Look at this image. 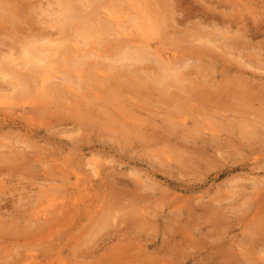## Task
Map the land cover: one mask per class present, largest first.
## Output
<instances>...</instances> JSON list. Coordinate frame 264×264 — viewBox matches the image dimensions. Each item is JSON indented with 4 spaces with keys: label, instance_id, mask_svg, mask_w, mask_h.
Wrapping results in <instances>:
<instances>
[{
    "label": "rangeland",
    "instance_id": "obj_1",
    "mask_svg": "<svg viewBox=\"0 0 264 264\" xmlns=\"http://www.w3.org/2000/svg\"><path fill=\"white\" fill-rule=\"evenodd\" d=\"M66 1H0V264L264 263V0ZM108 10L129 36L88 35Z\"/></svg>",
    "mask_w": 264,
    "mask_h": 264
},
{
    "label": "bare ground",
    "instance_id": "obj_2",
    "mask_svg": "<svg viewBox=\"0 0 264 264\" xmlns=\"http://www.w3.org/2000/svg\"><path fill=\"white\" fill-rule=\"evenodd\" d=\"M1 1V0H0ZM93 3H95V4H97V2L99 1V2H101V1H104V0H91ZM108 1H112V0H108ZM7 2V1H6ZM106 2V1H105ZM135 2V1H134ZM210 2V1H209ZM211 2H213V1H211ZM210 2V3H211ZM1 3V2H0ZM10 3V6H11V2H9ZM110 5H111V3L110 2H108ZM5 4V3H4ZM7 4V3H6ZM213 4V3H212ZM64 5H65V7H66V9H65V12H66V14H68L67 16H68V20H69V22H72L77 16V14L76 13H74L75 11L73 10V8L71 7V5L70 4H68V2L66 1V0H64ZM9 6V5H8ZM10 6L8 7V8H6V5H5V7L4 6H2V8L3 9H1L0 8V13L2 14V15H4V13L5 12H8V11H10L11 12V9H10ZM135 6V5H134ZM12 7V6H11ZM174 7V6H173ZM212 7H213V5H212ZM13 8V7H12ZM216 8V7H215ZM9 12V13H10ZM13 12V11H12ZM73 12V13H72ZM170 12H172V10L170 11ZM119 12H115V13H111L109 10L107 11V12H104V15H103V17L104 18H106V19H99L98 20V25L97 24H93V25H97V27H92V30H90L88 33V35H90L91 36V34L92 33H95V36H97V35H100V34H102V35H104V36H111V35H115V36H122V37H124V35L125 36H129L130 35V33H129V29H128V27H126V26H124L125 25V22H126V19L124 20L123 18H124V16H125V12L123 11V12H121V15L120 14H118ZM169 13V12H168ZM75 14V15H74ZM93 14V13H92ZM91 14V15H92ZM231 14H229V16H230ZM6 17H7V15H5ZM67 16H65V17H67ZM167 16V15H166ZM226 16V15H225ZM228 16V15H227ZM228 16V17H229ZM253 16V15H252ZM257 16V15H256ZM234 17H235V15H234ZM4 18V17H3ZM127 18V17H126ZM222 18V17H221ZM225 18V17H224ZM231 18V17H230ZM233 18V17H232ZM173 19V18H172ZM236 19V18H235ZM161 20H163V19H161ZM170 20V19H169ZM226 20V19H225ZM224 21V20H223ZM96 22H97V20H96ZM95 23V22H94ZM218 23V22H217ZM218 24H220V23H218ZM225 24V23H224ZM236 24V23H235ZM68 25H70V24H68ZM222 26V25H221ZM229 26V25H228ZM231 26H233L232 24H231ZM224 27V26H223ZM222 27V28H223ZM227 27V26H226ZM234 27V26H233ZM90 28V27H89ZM136 28H138V27H136ZM148 28H149V30L150 31H152L153 30V25L151 24L150 26H148ZM240 29V28H239ZM239 29H236V31L237 30H239ZM231 30V29H230ZM230 30H227V31H230ZM226 31V32H227ZM232 31V30H231ZM217 32V31H216ZM225 32V33H226ZM214 33V32H213ZM224 33V32H223ZM239 33H241V32H239ZM238 33V34H239ZM231 34H234V32L232 33L231 32ZM238 34H236V35H238ZM243 34V33H242ZM88 35H86V36H88ZM102 35H100V36H102ZM213 35V34H212ZM244 35V34H243ZM241 36V35H239V37H238V39L239 38H241V37H244V36ZM94 36V37H95ZM236 37V38H237ZM235 39V38H234ZM237 39V40H238ZM100 41V40H99ZM207 42L209 41L208 39L206 40ZM48 47V46H47ZM46 47V48H47ZM75 48H78V46H76ZM56 49V48H55ZM48 50V49H47ZM72 50V49H71ZM70 50V52H73V51H71ZM57 52V51H56ZM83 57H84V55L83 54H81ZM26 58H28V57H26ZM30 58V57H29ZM28 58V59H29ZM41 58V57H40ZM39 58V59H40ZM117 59H115L116 60V62H119V63H121V62H124V63H126L127 65H134V64H136V63H141V62H151V63H153V64H155L156 65V68H155V73H154V77L155 78H157L156 79V81H155V83L156 84H158V86L160 85V86H163L164 84H165V86L167 87V81L168 80H170V81H172V82H174V83H179V81L180 80H182V79H180V77H182V73H181V67H179V66H175V64L176 63H174L173 61H171L169 58H167V60H164L163 58H162V56L158 53V52H153L152 51V49H151V47H150V45L147 43V42H144V43H141L140 42V44H132V42L130 43V42H126V44H124V46H122V49H121V52H120V54L116 57ZM35 59V58H34ZM34 59H32V61L34 62L35 60ZM75 59H76V62L73 64V67L75 68V69H79V67H80V60H81V58H79L78 60H77V57H75ZM24 61H25V59H24ZM29 60H27V62H24V65H20L19 64V69H22L23 71H24V69H25V71L23 72H21V71H18V70H16L17 72L15 73V74H13V79H17L19 82H24V83H28L29 81H31V80H34V79H36V80H38V82H39V87L40 88H42L43 89V87H44V85H45V82L46 81H48L51 77L49 76L50 75V69H49V67L46 69V70H43V71H41V69H39V70H37L36 71V69L35 68H37V66H34V65H32L30 62H28ZM39 62V61H38ZM44 62V61H43ZM28 63L29 64H31V65H29L28 66ZM41 64V63H40ZM81 64H83V61H82V63ZM39 65V64H38ZM17 66V65H16ZM39 68H40V66H39ZM44 68H46L45 66H44ZM38 69V68H37ZM43 69V68H42ZM26 70H28V71H26ZM37 77V78H36ZM153 77V76H152ZM61 79V78H60ZM17 81V82H18ZM180 82H182V81H180ZM167 84V85H166ZM181 84V83H180ZM177 85V87L178 86H182V85ZM173 85V84H172ZM175 85V84H174ZM169 86H171V85H169ZM174 87H176V86H174ZM171 88V87H170ZM169 88V89H170ZM179 88V87H178ZM177 89V88H176ZM181 89H182V87H181ZM26 90V89H25ZM164 87H163V92H164ZM167 92V91H166ZM172 92V91H171ZM171 92H168L167 94L169 95V96H171L172 94H174L173 92H172V94H170ZM175 95V94H174ZM173 96V95H172ZM178 96V95H177ZM172 98V97H171ZM60 211H63V208L62 209H60ZM52 218H54V217H51V219H47V220H44V221H42L41 223H46V224H48V227H50L51 229L56 225V220H55V222L53 221V219ZM39 220V218H37V220H35V221H32V223H37V221ZM41 256H42V260L39 262L40 264H59V260H58V257H56V256H54V254H51V253H48L47 251H42L41 252ZM256 254H258V253H256ZM252 255H253V253H252ZM56 257V258H55ZM34 259H36L35 258V256H30L29 257V260H30V262H28L27 264H32L31 263V260H34ZM253 259V258H252ZM255 259V258H254ZM259 259H262V261L264 260L262 257H260ZM257 260V259H256ZM259 262V261H258ZM258 264V263H257ZM259 264H264L263 262H259Z\"/></svg>",
    "mask_w": 264,
    "mask_h": 264
}]
</instances>
